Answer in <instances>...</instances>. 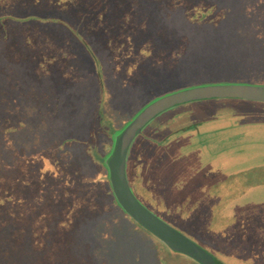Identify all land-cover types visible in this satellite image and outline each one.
<instances>
[{
    "label": "rangeland",
    "instance_id": "obj_1",
    "mask_svg": "<svg viewBox=\"0 0 264 264\" xmlns=\"http://www.w3.org/2000/svg\"><path fill=\"white\" fill-rule=\"evenodd\" d=\"M94 4L0 0V113L10 120H0V264H175L178 254L159 253L156 239L107 195L101 158L110 136L170 91L230 81L264 84V0H100L92 13ZM42 12L63 16L73 32L18 18L45 17ZM13 45L27 58L10 67L5 48ZM33 70L47 76L29 81L26 73ZM219 102H189L161 114L133 147L149 135L158 141L170 134L160 144L168 152L171 141H181L196 121L202 125ZM240 105L264 113V103ZM262 127H250L254 135L241 151L244 160L263 145ZM155 144L145 147L142 170L149 179L164 180L163 173H171L160 170L166 154L150 163ZM235 147L219 149L223 156H240ZM221 162L239 166L238 159ZM186 172L183 185L188 181L189 188L182 186L192 196L200 171ZM246 196L239 203L250 204ZM209 200L202 201L206 207L184 206L181 220L176 212L170 217L150 209L214 253L245 251L234 256L240 264H264L261 209L228 222L215 217Z\"/></svg>",
    "mask_w": 264,
    "mask_h": 264
},
{
    "label": "flooded vegetation",
    "instance_id": "obj_2",
    "mask_svg": "<svg viewBox=\"0 0 264 264\" xmlns=\"http://www.w3.org/2000/svg\"><path fill=\"white\" fill-rule=\"evenodd\" d=\"M230 82L264 85L260 83L245 81ZM201 101H220V105L209 107L216 110L214 111L211 109V113L209 112V115H207L206 118L202 121V125L198 121L191 124V127H193L191 132L185 134L184 138L181 141H175L176 144H178V147H175V142L171 141L170 143L173 142L174 145L172 146L174 147H171L170 145L168 152L165 151L164 148L160 149V144L161 142H165V140L169 138L170 134H165L162 136L160 135L158 141L153 140L154 142L152 141V139H149V135L147 136L145 142H139L135 147H133V143L139 136V134H141L153 120H155L161 114L177 108L180 105L160 113L145 125V127L140 131L138 136L134 139L129 147L126 162V178L129 187L131 188L137 200L165 223L167 222L151 209L157 212L167 214L170 213L169 216L174 215L176 212L178 214V218L181 220V218L183 217H181V213L186 212L183 211L184 206L186 208H192L196 205L206 207L202 201L208 197L210 198V200L207 204L209 205L210 209H213L215 211L214 214L217 219L220 216V218L231 222L234 219H238L237 217L239 216H246L248 212H253L254 209H261L260 212H258V215L264 217V142L258 150L255 151L252 148L250 151H247V153H249V156L245 157V160L242 157V154L244 153H241L243 149H245L246 152L244 144L246 143V145L248 146V142L250 140L249 137L251 135H254V132L252 129H250V127L264 125V113L262 114L251 112L250 109H247L245 106L240 105L243 102L264 103V100H252L246 98H214ZM225 101H234L238 103V105H228L224 103ZM164 127L165 125L161 126V131L163 130L162 132H165ZM261 130L264 132L263 127L261 128ZM115 131H113L112 133H114ZM175 131H184V128ZM172 133L175 132L173 131ZM260 140L261 138L258 141ZM152 143H156L157 145L155 144V146L159 147L158 152L154 154L153 161H151L150 163H155V161L162 159L164 154H166V162L163 165L161 164L160 170L164 172L169 168L171 171V173H168L167 176H165L163 173L164 180L155 178V176V182L154 180L149 179L150 177L144 175L141 165V157L144 154V149L147 145H152ZM229 145L236 146L235 148L237 150L239 147L240 156H238V151L236 152V156H223L222 151H220L219 147H225ZM252 145L253 143L250 144L249 147ZM110 147L111 136L106 149L107 153L109 152ZM209 153L211 155L208 156ZM226 159L230 163L233 162V159L234 162L238 159L239 166L237 167V170L230 169V166H226L223 162H221L222 160ZM208 160H211L210 163ZM244 161L250 162L246 163L244 166ZM240 162L243 164H240ZM194 167L196 170L198 168V172L200 171L199 179L201 180L200 183L198 182L197 185L195 184L193 188V191L195 190V194L191 196L190 194L188 195L184 193L183 186H185L184 188L188 189L189 186L187 183L189 182L187 181L186 184L183 185V179H188L185 178L187 176L185 173H187L186 171L188 169ZM146 172H148V170ZM154 172L157 171H153V173ZM158 173H160V171H158ZM148 181L150 184L152 183L151 186L148 184ZM247 193L250 196L247 199L250 204L242 203L243 201L239 203L240 199H246ZM170 206L171 208H169ZM259 223L264 228V219L263 221L260 220ZM156 241L158 246L157 251L159 253L167 250L171 251L162 241L158 239H156ZM199 246L206 252L211 254L215 259H219L220 261L227 264H240L234 256L236 253L244 254L245 252H233L231 250H224L222 252L214 253L207 248L202 247L201 245ZM177 254L178 260L175 264H183L182 260L192 261L196 264H199L189 256L183 255L181 253Z\"/></svg>",
    "mask_w": 264,
    "mask_h": 264
},
{
    "label": "water",
    "instance_id": "obj_3",
    "mask_svg": "<svg viewBox=\"0 0 264 264\" xmlns=\"http://www.w3.org/2000/svg\"><path fill=\"white\" fill-rule=\"evenodd\" d=\"M214 98L264 100V85L222 82L204 87H185L160 95L145 104L112 134L111 147L104 159L108 187L121 212L138 227L162 241L171 251L189 256L199 264L223 263L159 219L137 200L127 182L126 162L130 145L155 116L181 104Z\"/></svg>",
    "mask_w": 264,
    "mask_h": 264
},
{
    "label": "trees",
    "instance_id": "obj_4",
    "mask_svg": "<svg viewBox=\"0 0 264 264\" xmlns=\"http://www.w3.org/2000/svg\"><path fill=\"white\" fill-rule=\"evenodd\" d=\"M87 1H89V0H87ZM95 3L94 5H92L93 6V12L92 13H97L96 12V10H95V6H97V5H99V2H100V0H90V3ZM97 2V3H96ZM74 2H70V4L68 5V8L69 9H72L73 8V6H74V4H73ZM85 9H87L88 8V6H86L85 5V7H84ZM75 12H76V14H78V13H81V10H80V8H77L76 10H74ZM49 14V13H48ZM40 15H42V16H45V17H41V16H33V15H31V14H29V15H24V16H22V17H18L19 19H24V20H26V19H33L34 21H38V22H41L42 24H44V23H48L49 24V28H51V27H54L55 29L57 28V27H59V28H63V29H65L66 31L67 30H70V32H73V26H71L69 23H68V20H66L65 18H63V16H60L59 14H56V13H54V12H52V15H47V13H40ZM44 18V19H43ZM9 19H14V17H11V16H9ZM44 28H45V26H43ZM86 46V48H87V45H85ZM88 49V48H87ZM5 50H6V56H5V59H6V63L7 64H9V66L10 67H12L14 64H16L19 60H21V59H23V57H24V59H26L27 58V55L26 54H24L23 53V50H20V48H18L16 45L14 46L13 45V48L12 49H10V48H5ZM90 54H91V57H92V59H93V61H95V63H96V57H95V55H93L90 51H88ZM0 59H1V57H0ZM14 66H16V65H14ZM34 71V70H33ZM33 71H31L30 73H26V75H27V79H29V81L32 79V80H38L39 79V74H40V80L42 79V78H45L47 75H43V74H45V73H43V74H41V73H38V72H36V71H34V72H36L34 75H33ZM33 75V76H32ZM14 82L15 83H17V82H19L20 80H19V78H17V76H15L14 78ZM1 113H2V111H1ZM0 113V120L2 121V122H9L10 120L8 119V114H1ZM106 155H107V152L102 156V166L104 167V169H105V166H104V159L106 158ZM104 179H106V185H107V195L109 196V198L111 199L112 198V196H111V193H110V189H109V187H108V182H107V176H104ZM112 203L114 204V206L121 212V210L117 207V205H116V203L113 201V199H112ZM122 213V212H121ZM124 216H126L124 213H122Z\"/></svg>",
    "mask_w": 264,
    "mask_h": 264
}]
</instances>
